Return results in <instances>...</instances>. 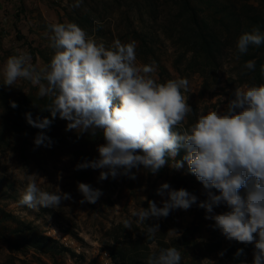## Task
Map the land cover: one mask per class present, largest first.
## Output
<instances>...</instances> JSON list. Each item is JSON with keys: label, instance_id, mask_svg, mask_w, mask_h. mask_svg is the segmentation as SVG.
<instances>
[{"label": "clouds", "instance_id": "clouds-1", "mask_svg": "<svg viewBox=\"0 0 264 264\" xmlns=\"http://www.w3.org/2000/svg\"><path fill=\"white\" fill-rule=\"evenodd\" d=\"M79 6V2L73 5ZM51 30V47L56 51L46 68L36 71L28 53L10 57L4 67V86L11 87L24 78L39 85V97L52 98L41 109L50 118L24 113L27 124L41 130L34 146H53L46 132L59 117L67 122L65 131H74L77 139L85 133L95 136L97 130H102L105 143L97 146L99 158H85L74 169L101 170L99 181L120 176L135 180L141 167L155 176L169 162L166 158L177 170L187 162L189 172L202 184L206 199L198 201L186 189H173L165 182L156 189L162 206L148 200V207L134 211L133 218L145 224L196 205L205 210L204 218L214 221L210 226L226 240L254 246L252 264H264V83L235 89L226 111H209L190 128L176 131L192 111L182 92L188 90L187 79L158 83L149 75L154 72L152 66L135 64V42L123 44L117 40L112 48H106L74 23L54 24ZM261 44L264 34L257 27L241 34L236 47L239 54H245L250 45ZM255 67L254 60L244 65L249 71ZM260 71L264 77V65ZM10 106L18 107L15 101H10ZM180 149H185L186 155L175 160ZM31 175L19 205L38 211L41 207L55 209L73 199L58 186L56 192L41 190ZM242 188L247 189L246 198L239 194ZM77 190L81 204H95L103 195L101 189L83 182H77ZM222 204L229 210L214 213V208ZM124 226L130 229V221L125 220ZM146 230L150 238L154 237L160 225H147ZM170 231L176 238L182 235L176 229ZM225 251L218 255L222 258ZM245 255L244 249L238 248L234 259ZM180 262L181 253L175 247L160 249L147 259V264ZM240 264H247L246 259Z\"/></svg>", "mask_w": 264, "mask_h": 264}, {"label": "rangeland", "instance_id": "rangeland-1", "mask_svg": "<svg viewBox=\"0 0 264 264\" xmlns=\"http://www.w3.org/2000/svg\"><path fill=\"white\" fill-rule=\"evenodd\" d=\"M207 1L195 3L201 15L213 13L215 6H207ZM211 1L219 5L227 0ZM78 2L80 6L73 7ZM173 2L0 0V137H4V141L0 142V216L4 212L12 217L11 222L2 225L9 231L29 224L37 234H43L54 241L49 251L37 253L30 248L22 255L9 252L8 247L0 240V264H115L108 255V245L119 244L126 249L134 241H138L143 249L147 248L144 252L149 256L159 252L158 241L163 242V248L175 247L181 253L180 264H213V261L215 264H240L245 259L247 264H252L254 246L226 240L218 229L214 230L210 226L214 221L204 218L205 210L196 205L186 211L174 210L167 218L159 221L150 219L145 224L137 223L136 218H133L134 211L148 207V200L156 201L158 206H162V198L156 195V189L165 182L173 189H186L196 195L198 201L206 199L202 184L189 172L187 162H183V167L177 170L171 167L173 161L166 158L169 162L155 176L140 169L135 180L120 176L99 181L101 170H74L78 162L64 154L60 148H36L31 136L23 139L19 135H13L12 118L7 112L8 102H4L2 94L13 101L25 98L28 107L33 109L39 107L36 100L39 97V85L19 78L11 87L4 86L6 61L10 57L28 53L31 56L30 63L36 71L46 68L56 51L51 47V26L61 23L78 25L88 38L94 39L98 44L103 43L106 48H112L117 40L123 44L135 42V64L138 67L152 66L154 72L149 75L157 82L161 79V68L167 72L165 81L181 78L188 80V90L182 92L195 114L200 116L214 110L226 111L228 101L234 98V90L248 86L238 84L239 78L229 55L222 59V65L214 76L209 73L208 77H203L198 73L184 71V65L179 69L174 66L178 51L162 31L165 20L175 13ZM250 3L257 5L256 0H251ZM142 35L152 43L154 55L158 59L156 62L140 59L138 40ZM189 56L190 54L186 56L187 59ZM42 83L47 84L46 81ZM66 124V121L57 117L52 131H57L75 148L87 152L90 160L99 158L97 146L103 144L99 138L85 133L77 139L74 131H65ZM174 130L182 129L178 127ZM98 132L102 133V130H97L96 134ZM182 158L183 156H176L175 160ZM30 175L41 190L56 192L58 186L63 192L70 193L73 199L63 201L55 209L41 207L38 211L19 205L18 201ZM77 182L99 188L103 195L95 204H81L79 201L82 196L77 190ZM213 191L219 194L217 190ZM239 194L246 198L247 189H240ZM228 210L222 204L214 208V213L220 214ZM125 220L130 221V229L125 228ZM153 223H159L160 231L150 238L146 229L147 225ZM171 229L180 231L182 235L176 238ZM238 248H243L246 255L234 259ZM224 250L225 255L221 258L218 253ZM144 263L147 264V259Z\"/></svg>", "mask_w": 264, "mask_h": 264}, {"label": "trees", "instance_id": "trees-1", "mask_svg": "<svg viewBox=\"0 0 264 264\" xmlns=\"http://www.w3.org/2000/svg\"><path fill=\"white\" fill-rule=\"evenodd\" d=\"M173 1L175 13L170 14L165 20L162 31L166 38L170 40L174 49L178 51L174 60V66L177 69L184 65V71L186 72L198 73L203 77H208L209 73L214 76L222 65V59L229 55V58H232L234 62V69L239 78L238 84L252 86L264 83V77L261 76L260 71L261 65H264V44L259 47L250 45L248 52L245 54H239L236 47L239 36L245 32H251L253 28L258 27L261 34H264V0H256L257 5L251 4V0H227L219 5L208 0L207 6H215L212 15H201L200 9L195 5L201 0ZM133 36H137L135 32H133ZM138 43L141 60H151L153 62L158 60L154 55L152 43L148 41L145 35L139 38ZM188 54L190 56L187 59ZM237 56H239L238 59ZM249 60L256 62L254 71L244 68L245 63ZM159 76L161 79L158 83L166 82L164 76H167V72L164 69L161 68ZM2 96L4 102L5 100L6 103L8 102L7 112L12 118L13 135H19L23 139H27L28 136L35 138L41 130L29 126L24 118V113L31 112L33 117L41 115L50 118V114L47 111L42 112L41 109L51 103L52 98L47 96L43 98L36 97L39 107L33 109L28 107L26 99L23 98L15 101L18 107L13 109L10 106V101L13 100L7 98L6 95L2 94ZM193 111L186 116V122L184 120L176 128L180 127L182 130L190 128L199 118ZM52 126L46 134L54 141L53 146L60 148L64 154L78 163L85 158L90 160L87 152L68 143L57 131H52ZM96 136L102 143H105L103 132H98ZM3 141L4 137H0V142ZM184 155H186V150L180 149L177 158ZM141 169L146 172L142 167ZM147 174L150 175L151 173ZM11 220V215L1 212L0 240L8 247L9 252L24 255L30 248L37 251V253H44L45 250L52 249L51 244L54 241L43 234H37L35 228L29 224L20 225L6 231L5 225L2 224L11 222ZM158 242L157 245L160 250L164 244L161 241ZM129 246H131L128 247L129 249H125L119 244L108 245L107 250L110 259L115 264H145L144 260L148 259L149 256L148 253L144 252V250L147 251V248L140 247L138 241L131 242Z\"/></svg>", "mask_w": 264, "mask_h": 264}]
</instances>
